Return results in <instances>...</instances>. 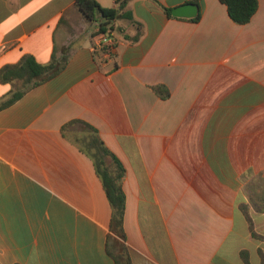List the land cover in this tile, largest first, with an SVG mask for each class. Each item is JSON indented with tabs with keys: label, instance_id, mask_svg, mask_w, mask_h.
Segmentation results:
<instances>
[{
	"label": "crops",
	"instance_id": "0c3cea01",
	"mask_svg": "<svg viewBox=\"0 0 264 264\" xmlns=\"http://www.w3.org/2000/svg\"><path fill=\"white\" fill-rule=\"evenodd\" d=\"M156 1L128 2L142 36L113 33L107 58L76 0H0V70L67 58L38 85L0 82V105L24 92L0 109V264H117L83 123L125 168L131 264H264V213L249 207L252 231L242 210L264 173V0L246 25L219 0L199 20L163 9L192 0Z\"/></svg>",
	"mask_w": 264,
	"mask_h": 264
},
{
	"label": "trees",
	"instance_id": "16d2710c",
	"mask_svg": "<svg viewBox=\"0 0 264 264\" xmlns=\"http://www.w3.org/2000/svg\"><path fill=\"white\" fill-rule=\"evenodd\" d=\"M129 1L130 0H115L118 5L117 8H104L96 0H76V7L83 18L90 25H94L95 28H97V34H108L111 37L112 34L116 32L121 34L125 39L136 43L142 36L141 25L134 21L133 14L126 9ZM219 1L227 7L229 17L237 25H246L250 23L259 9L258 0ZM192 2L199 6L200 12L194 19L199 20L201 18L203 0H192ZM163 9L169 17H173L171 9L165 7H163ZM118 21H129L136 24V35L133 37L126 35L124 28L117 25ZM101 50L100 55L103 56L106 53V49ZM66 64V57L59 62L42 65L32 56H25L19 64L8 65L0 70V82L7 84L15 80H21L26 85H38L57 75L64 69ZM154 90L157 94L164 96V90L160 86L155 87ZM23 93V91L15 93L6 103L0 105V109L13 104L22 97ZM83 124L93 132V138L82 142L77 139L76 142H78L80 148L85 153L94 158L97 173L103 182L108 200L112 207L110 234L106 243L107 253L117 264H131L128 248L125 244L126 235L124 230L126 196L123 189V178L126 173L125 168L104 146L97 132L88 124ZM107 157L111 159L110 164L107 162ZM246 192L249 205H242V210L245 215L249 218V207H252L256 212L264 213V173L248 186ZM250 225L253 231L251 220ZM255 236L258 235L255 234Z\"/></svg>",
	"mask_w": 264,
	"mask_h": 264
},
{
	"label": "water",
	"instance_id": "95a60500",
	"mask_svg": "<svg viewBox=\"0 0 264 264\" xmlns=\"http://www.w3.org/2000/svg\"><path fill=\"white\" fill-rule=\"evenodd\" d=\"M199 14V6L194 3H186L182 6H179L172 11L173 17L176 18H185L192 19L196 18Z\"/></svg>",
	"mask_w": 264,
	"mask_h": 264
},
{
	"label": "built area",
	"instance_id": "2783aa9c",
	"mask_svg": "<svg viewBox=\"0 0 264 264\" xmlns=\"http://www.w3.org/2000/svg\"><path fill=\"white\" fill-rule=\"evenodd\" d=\"M102 35H103L102 42L96 44V46L94 47L95 51L99 49H106V53H105L106 57L111 58L113 55L114 42L108 34H102Z\"/></svg>",
	"mask_w": 264,
	"mask_h": 264
}]
</instances>
